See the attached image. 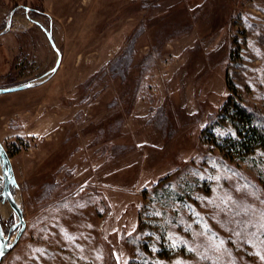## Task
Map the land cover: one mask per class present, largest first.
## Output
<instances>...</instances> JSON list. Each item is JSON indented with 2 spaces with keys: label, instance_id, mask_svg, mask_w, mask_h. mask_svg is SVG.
<instances>
[{
  "label": "rangeland",
  "instance_id": "374dc122",
  "mask_svg": "<svg viewBox=\"0 0 264 264\" xmlns=\"http://www.w3.org/2000/svg\"><path fill=\"white\" fill-rule=\"evenodd\" d=\"M233 98L264 118V0H0L1 264H264Z\"/></svg>",
  "mask_w": 264,
  "mask_h": 264
},
{
  "label": "trees",
  "instance_id": "16d2710c",
  "mask_svg": "<svg viewBox=\"0 0 264 264\" xmlns=\"http://www.w3.org/2000/svg\"><path fill=\"white\" fill-rule=\"evenodd\" d=\"M131 51L132 49L129 48L128 52ZM128 52L124 55L129 56ZM232 102L233 106L229 117L235 124L237 134L230 143L228 142L230 148L244 154L252 152L257 147L264 148V118L255 110L242 104L239 99L233 98ZM11 189L13 192L14 187Z\"/></svg>",
  "mask_w": 264,
  "mask_h": 264
},
{
  "label": "water",
  "instance_id": "95a60500",
  "mask_svg": "<svg viewBox=\"0 0 264 264\" xmlns=\"http://www.w3.org/2000/svg\"><path fill=\"white\" fill-rule=\"evenodd\" d=\"M23 86L20 87H13L10 89H4V92L12 91V90H17L21 89ZM0 159L2 162V171L4 174V188L2 192V201L3 202H8L10 206L15 210L16 214L18 215V222H16L7 232V234L4 231L1 219H0V264L4 258V256L11 251V249L15 246L17 243L20 235L25 229L26 223L24 219V214L23 210L21 207L18 205V203L15 200L14 193L12 192V187L16 186V178L12 169L10 157L5 150L4 146L0 142ZM20 226V229L17 231L15 237L12 240V231L13 228H17Z\"/></svg>",
  "mask_w": 264,
  "mask_h": 264
},
{
  "label": "bare ground",
  "instance_id": "6f19581e",
  "mask_svg": "<svg viewBox=\"0 0 264 264\" xmlns=\"http://www.w3.org/2000/svg\"><path fill=\"white\" fill-rule=\"evenodd\" d=\"M3 211H4V213H7V210H6V208H5V207L3 208Z\"/></svg>",
  "mask_w": 264,
  "mask_h": 264
}]
</instances>
